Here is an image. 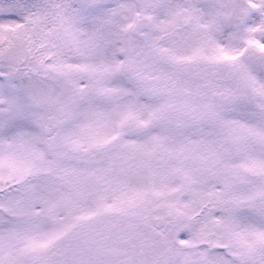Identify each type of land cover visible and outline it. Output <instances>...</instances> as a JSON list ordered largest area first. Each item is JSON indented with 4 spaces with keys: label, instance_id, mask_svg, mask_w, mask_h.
I'll return each mask as SVG.
<instances>
[{
    "label": "snow or ice",
    "instance_id": "snow-or-ice-1",
    "mask_svg": "<svg viewBox=\"0 0 264 264\" xmlns=\"http://www.w3.org/2000/svg\"><path fill=\"white\" fill-rule=\"evenodd\" d=\"M0 264H264V0H0Z\"/></svg>",
    "mask_w": 264,
    "mask_h": 264
}]
</instances>
